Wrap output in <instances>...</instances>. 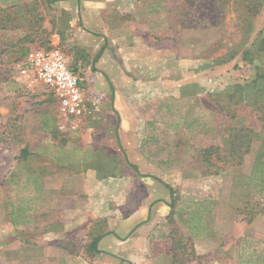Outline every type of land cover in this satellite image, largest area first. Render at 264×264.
<instances>
[{
  "label": "rangeland",
  "instance_id": "rangeland-1",
  "mask_svg": "<svg viewBox=\"0 0 264 264\" xmlns=\"http://www.w3.org/2000/svg\"><path fill=\"white\" fill-rule=\"evenodd\" d=\"M111 1L112 47L128 48L134 60L142 52L140 75L128 76L163 83V93L139 88L136 96L143 113H157L152 121L164 144H176L164 171L175 206L212 229L217 258L219 234L244 222L245 234L227 251L231 264H264V0ZM60 9L47 0H0V154L15 149L21 134L13 129L32 124L17 111L56 122L58 105L46 87L16 78L22 47L48 48L56 31L59 48L72 50L70 15ZM11 187L0 185V264H78L47 231L12 229Z\"/></svg>",
  "mask_w": 264,
  "mask_h": 264
},
{
  "label": "crops",
  "instance_id": "crops-1",
  "mask_svg": "<svg viewBox=\"0 0 264 264\" xmlns=\"http://www.w3.org/2000/svg\"><path fill=\"white\" fill-rule=\"evenodd\" d=\"M51 3L70 15L69 38L75 42L64 52L55 31L48 47H58L77 72L85 108L72 117L58 112L54 125L36 121L35 110L17 111L32 124L13 129L21 134L15 149L0 154V185L12 184V229L47 231L78 264H231L227 251L237 247L247 224L232 222L219 234L223 246L217 258L212 229L193 221L196 213L190 210L180 220L173 183L164 176L168 151L176 144H164L163 128L152 121L157 113H143L136 96L139 88L163 93V83L128 76L138 77L144 61L140 49L134 60L126 56L128 48L112 47L116 3ZM16 80L37 81L20 73ZM73 245L81 247L79 253L68 249Z\"/></svg>",
  "mask_w": 264,
  "mask_h": 264
},
{
  "label": "built area",
  "instance_id": "built-area-1",
  "mask_svg": "<svg viewBox=\"0 0 264 264\" xmlns=\"http://www.w3.org/2000/svg\"><path fill=\"white\" fill-rule=\"evenodd\" d=\"M20 74L41 82L53 95L59 112L67 117L82 114L85 102L78 74L68 68L58 47L32 48L18 65Z\"/></svg>",
  "mask_w": 264,
  "mask_h": 264
},
{
  "label": "trees",
  "instance_id": "trees-1",
  "mask_svg": "<svg viewBox=\"0 0 264 264\" xmlns=\"http://www.w3.org/2000/svg\"><path fill=\"white\" fill-rule=\"evenodd\" d=\"M48 2H51V0H47ZM26 47H22L21 49H20V54L22 55V54H24L25 52H26ZM246 53V52H245ZM244 53V54H245ZM258 165H260V164H258ZM260 180H261V183H264V170H262V172H261V177H260ZM170 188V187H169Z\"/></svg>",
  "mask_w": 264,
  "mask_h": 264
}]
</instances>
